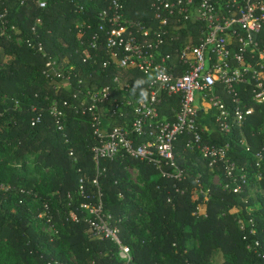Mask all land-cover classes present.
I'll list each match as a JSON object with an SVG mask.
<instances>
[{
	"label": "trees",
	"instance_id": "trees-1",
	"mask_svg": "<svg viewBox=\"0 0 264 264\" xmlns=\"http://www.w3.org/2000/svg\"><path fill=\"white\" fill-rule=\"evenodd\" d=\"M122 1L131 19L153 22L154 11L148 0ZM47 2V7L41 9L36 0H0V184L5 182L10 187L4 190L0 186V249L6 254L0 264H8L10 259L11 264H73L61 250L63 243L75 264H264V166L257 169L253 160V154L264 147V105H254L253 114L230 136L218 131L204 135V141L210 144L222 145L230 140L229 156L239 167L236 174L247 177L240 194L223 188L227 180L222 166L212 170L198 152L184 148L186 136H179L175 142V160L183 176L180 180L172 177L173 168L162 165V174L148 161L116 158L100 162L101 202L112 215L121 242L130 248L129 263L119 256L116 245L90 238L87 224L68 218L71 210L81 215L77 209L84 195L91 201L97 198L98 188L91 182L97 172L91 155L95 140L90 116L69 110L65 130L56 131L48 105L53 99L71 101V93L68 89L55 92L53 87L58 81L43 75L46 58L26 41L36 44L39 40L48 55L61 62L68 60L59 67L73 68L74 72L76 68L83 89H96L109 84L113 75H120L132 88L133 102L146 99L148 90L144 75L138 72L103 69L102 63L108 57L102 46L95 62L82 60V53L93 55L87 45L92 42L98 12L107 8V0ZM37 18L42 23L33 34L31 28ZM11 25L15 30L6 28L7 34L3 35V27ZM81 26L85 34L79 32ZM191 26L178 28L184 31ZM178 47L180 40L162 51L173 52ZM3 96L7 101H2ZM178 104L177 97L166 98L159 106L160 115L171 118ZM113 121L119 125L129 123L123 118ZM240 131L247 137L251 152L241 146ZM11 148L12 156L5 157ZM131 167L137 169L143 187L130 182ZM40 169L41 175L37 173ZM216 174L220 175L219 185L211 180ZM258 174H262L260 181ZM81 176L86 178L83 196L78 192ZM41 183L47 185V194L40 196L37 209L32 210L31 195ZM140 196L150 205H139L135 200ZM50 199L57 202V210L49 205ZM32 215L45 224H58L63 232L56 238L43 237L35 230ZM255 241L259 246L253 245ZM44 246L47 253L42 251ZM216 254L222 260H217Z\"/></svg>",
	"mask_w": 264,
	"mask_h": 264
},
{
	"label": "built area",
	"instance_id": "built-area-1",
	"mask_svg": "<svg viewBox=\"0 0 264 264\" xmlns=\"http://www.w3.org/2000/svg\"><path fill=\"white\" fill-rule=\"evenodd\" d=\"M148 1L154 11V20L150 24L127 16L122 0H107V8L98 12V27L91 35L92 42L87 45L92 49L93 57L88 52L81 54L84 63L87 58L95 62L99 46H102L108 57L102 63L103 69L111 67L144 75L148 96L139 103L130 99L132 88L120 75H113L109 84L96 89H83L76 68L74 72L73 68L59 67L65 61L69 63L68 60L61 62L48 55L39 40L36 44L26 41L27 46L46 58L43 75L58 81L53 87L55 92L68 89L71 93V101L53 99L48 105L56 131L65 130L69 110L90 116L95 140L91 155L97 172L91 182L98 188L97 198L91 201L87 195L83 196L86 178L81 176L78 192L84 201L77 209L81 215L71 210L68 218L75 223L87 224L90 238L108 240L116 245L119 256L127 263L132 259L130 248L121 242L118 227L113 225L112 215L105 211L101 202L100 162L116 158L148 161L162 174V165L173 168L172 177L180 180L183 176L175 160V142L179 136H186L184 148L198 152L212 170H216L217 165L222 166L227 180L223 188L240 194L247 177L236 174L239 167L230 159V140L222 145L210 144L204 141V135L218 131L230 136L253 114L254 105H264V0ZM36 2L41 9L48 5L47 0ZM41 23L40 18L35 20L31 28L33 34H37ZM186 24L194 26L184 31L178 28ZM6 28L15 30L14 25L4 26L3 35L7 34ZM81 28L79 32L84 31ZM85 28L89 29L90 25ZM179 40L180 47L173 52L162 51L166 45ZM74 78H77L76 83ZM169 97L179 99L171 118L161 116L159 112V106ZM119 118L129 123L114 124L113 120ZM240 134L243 137L241 146L251 152L247 137L242 131ZM137 140L140 142L136 143ZM69 155L77 160L73 152ZM253 160L257 169L264 166V147L253 154ZM214 179L220 180V175L216 174ZM261 179L262 174H258L257 180ZM44 207L46 209L47 205ZM199 210L197 208V212ZM253 245L259 246V242L255 241Z\"/></svg>",
	"mask_w": 264,
	"mask_h": 264
},
{
	"label": "rangeland",
	"instance_id": "rangeland-1",
	"mask_svg": "<svg viewBox=\"0 0 264 264\" xmlns=\"http://www.w3.org/2000/svg\"><path fill=\"white\" fill-rule=\"evenodd\" d=\"M2 101L3 102L7 101V98H4V96H3ZM16 106H18V104ZM11 153H12V148H11V150L7 151L4 154V156L5 157L6 156L11 157L12 156V155H10ZM14 163L15 162H13V164ZM16 164H17V162H16ZM42 172H43L42 169H40L37 173L39 175H41ZM128 174H129V177H130V182L132 184H134L136 186H139V187H143V183L141 181V177H140V175H139V173H138V171H137L136 168H134V167L129 168L128 169ZM211 180H212V183H215V184H218V185L221 184V180H216L214 178H212ZM46 183L48 184V182H46ZM45 185H44V183H41L40 186L32 193L31 199H30L32 210L37 209V207H38V200H39L40 196L43 195V194H47L48 188H47V185H46V187H45ZM0 186L4 190H7V189L10 188L9 185H7L5 182H2L0 184ZM51 195H52V193H50V196ZM48 201L50 203L49 205H51L52 208H54L56 210L58 209L59 206L57 205V202L56 201H54L52 199H50ZM135 201L139 205H141V206L142 205H145V206H149L150 205L149 203H147V200H146L145 197H141L140 196V198H137ZM31 220H32V223L34 225L35 230L38 233H40L41 235H43V237L44 236H49V237L51 236L52 238H56L59 235V232H63V229L58 224H53V225L52 224L51 225L50 224H45L44 222H41L38 219H36L35 216H33V215L31 216ZM61 250L68 257V259L70 260V262H72L73 264H75L74 257L72 256V254L70 253V251L67 249L66 244H64V243L62 244ZM42 251L47 253L48 252L47 251V247L44 246V248L42 249ZM3 256H6L5 251L0 249V260H1V258ZM215 257H216L217 260H222V257L219 254H216ZM11 262H12V259H10L8 261V264H11ZM5 264H6V262H5ZM52 264H59V263L53 262Z\"/></svg>",
	"mask_w": 264,
	"mask_h": 264
},
{
	"label": "crops",
	"instance_id": "crops-1",
	"mask_svg": "<svg viewBox=\"0 0 264 264\" xmlns=\"http://www.w3.org/2000/svg\"><path fill=\"white\" fill-rule=\"evenodd\" d=\"M205 123H206V124H208V120H205ZM208 126H209V129H210V130H213V128H212V125H211V124H208Z\"/></svg>",
	"mask_w": 264,
	"mask_h": 264
}]
</instances>
